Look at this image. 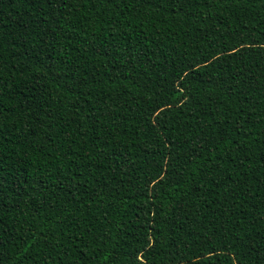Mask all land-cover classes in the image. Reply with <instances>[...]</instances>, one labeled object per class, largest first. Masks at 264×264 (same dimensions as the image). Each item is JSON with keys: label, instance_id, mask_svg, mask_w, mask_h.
Instances as JSON below:
<instances>
[{"label": "trees", "instance_id": "16d2710c", "mask_svg": "<svg viewBox=\"0 0 264 264\" xmlns=\"http://www.w3.org/2000/svg\"><path fill=\"white\" fill-rule=\"evenodd\" d=\"M0 264H264V0H0Z\"/></svg>", "mask_w": 264, "mask_h": 264}]
</instances>
